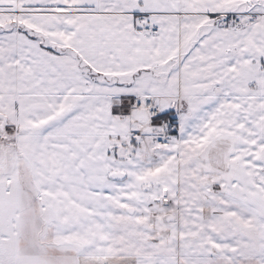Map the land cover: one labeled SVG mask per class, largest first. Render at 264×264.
<instances>
[{
  "label": "snow or ice",
  "instance_id": "obj_1",
  "mask_svg": "<svg viewBox=\"0 0 264 264\" xmlns=\"http://www.w3.org/2000/svg\"><path fill=\"white\" fill-rule=\"evenodd\" d=\"M0 264H264V0H0Z\"/></svg>",
  "mask_w": 264,
  "mask_h": 264
}]
</instances>
